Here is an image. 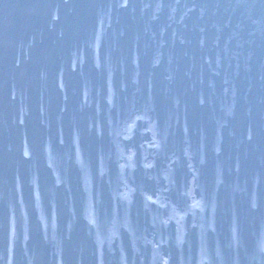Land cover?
Returning a JSON list of instances; mask_svg holds the SVG:
<instances>
[{"label":"water","instance_id":"1","mask_svg":"<svg viewBox=\"0 0 264 264\" xmlns=\"http://www.w3.org/2000/svg\"><path fill=\"white\" fill-rule=\"evenodd\" d=\"M0 264H264V0H0Z\"/></svg>","mask_w":264,"mask_h":264}]
</instances>
